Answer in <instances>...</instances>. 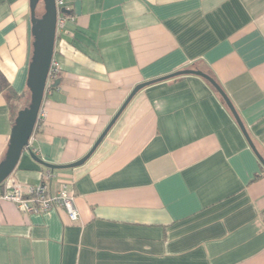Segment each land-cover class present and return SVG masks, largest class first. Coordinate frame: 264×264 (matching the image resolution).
<instances>
[{
	"label": "crops",
	"instance_id": "crops-1",
	"mask_svg": "<svg viewBox=\"0 0 264 264\" xmlns=\"http://www.w3.org/2000/svg\"><path fill=\"white\" fill-rule=\"evenodd\" d=\"M64 6L59 84L44 93L29 141L36 157L80 160L133 88L197 70L226 94L264 160V0ZM32 42L29 0H0V74L21 107ZM14 104L0 90V162ZM48 171L24 151L2 186H37ZM52 175L47 194L67 182L78 220L0 201V264H264V168L201 77L143 88L83 165Z\"/></svg>",
	"mask_w": 264,
	"mask_h": 264
},
{
	"label": "water",
	"instance_id": "water-1",
	"mask_svg": "<svg viewBox=\"0 0 264 264\" xmlns=\"http://www.w3.org/2000/svg\"><path fill=\"white\" fill-rule=\"evenodd\" d=\"M40 5L42 6L43 11L41 14H38L37 8ZM29 10L31 35L33 38L32 54L26 81V86L30 93L29 103L27 106L17 112L16 117L14 119L10 131L8 147L3 160L0 162V185L3 184L4 181L13 173L24 151L29 152L30 158L34 162L52 172L55 170L73 169L83 165L94 153V151L102 142V140L105 138L110 128L113 126L117 118L121 115V113L124 111V109L132 100V98L140 90L153 83L185 75H195L201 77L216 90V92L219 94L220 98L228 108L229 112L231 113L232 117L234 118L238 128L243 134L249 147L251 148L258 161L264 168V160L258 154L254 144L250 140L243 124L241 123L236 110L234 109L232 103L230 102L226 94L209 75L197 70L178 71L168 76L139 84L135 88H133L129 96L126 98V100L124 101L120 109L117 111L115 116L111 119L109 124L100 134V136L93 144L89 152L80 160L68 165H52L36 157L29 150V141L38 121V116L45 93L47 75L53 58L54 44L56 38L57 9L55 5V0H29ZM60 13L64 15L68 14L67 10L64 8L60 9ZM58 84L59 81L57 80L54 82L53 85L50 86V88H54V86Z\"/></svg>",
	"mask_w": 264,
	"mask_h": 264
},
{
	"label": "built area",
	"instance_id": "built-area-1",
	"mask_svg": "<svg viewBox=\"0 0 264 264\" xmlns=\"http://www.w3.org/2000/svg\"><path fill=\"white\" fill-rule=\"evenodd\" d=\"M55 5L57 9V31L62 29L69 19L66 15L60 13V9H65L64 0H55ZM59 73V64L52 59L47 75L45 92L50 89V86ZM42 116H44V112L40 111L37 122H39ZM52 177V172L48 171L43 177L44 181L37 186L23 185L11 189L1 187L0 201L14 203L24 213H38L51 209H59L65 212L70 222L75 223L78 220V212L74 204L75 195L68 188L67 182H61L58 190L54 194H47L45 181L50 180Z\"/></svg>",
	"mask_w": 264,
	"mask_h": 264
},
{
	"label": "trees",
	"instance_id": "trees-1",
	"mask_svg": "<svg viewBox=\"0 0 264 264\" xmlns=\"http://www.w3.org/2000/svg\"><path fill=\"white\" fill-rule=\"evenodd\" d=\"M0 90H6L7 93H8V97L10 99V101H12L13 103H15L13 106H12V122H14V119H15V113H16V110H17V107L20 106V98H18L14 93L13 91L10 89L9 90V86L7 84V82L5 81L4 77L0 74ZM27 103V104H26ZM23 107L20 106V109L24 108L25 106L28 105L29 103V100L28 102H26ZM16 109V110H15ZM19 111V110H18ZM17 111V112H18ZM3 184L0 185V188L3 187L2 186Z\"/></svg>",
	"mask_w": 264,
	"mask_h": 264
},
{
	"label": "rangeland",
	"instance_id": "rangeland-1",
	"mask_svg": "<svg viewBox=\"0 0 264 264\" xmlns=\"http://www.w3.org/2000/svg\"><path fill=\"white\" fill-rule=\"evenodd\" d=\"M42 11H43L42 6H41V5L38 6V8H37V12H38L39 14H41ZM28 100H29V97H27V99L25 100L24 104H25L26 102H28ZM26 104H27V103H26Z\"/></svg>",
	"mask_w": 264,
	"mask_h": 264
}]
</instances>
